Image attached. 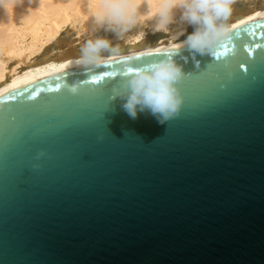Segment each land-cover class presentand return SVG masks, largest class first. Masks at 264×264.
Listing matches in <instances>:
<instances>
[{"label":"water","instance_id":"obj_1","mask_svg":"<svg viewBox=\"0 0 264 264\" xmlns=\"http://www.w3.org/2000/svg\"><path fill=\"white\" fill-rule=\"evenodd\" d=\"M132 55L0 102V264H264V15L211 53ZM165 55L180 114L130 118L121 67Z\"/></svg>","mask_w":264,"mask_h":264},{"label":"clouds","instance_id":"obj_2","mask_svg":"<svg viewBox=\"0 0 264 264\" xmlns=\"http://www.w3.org/2000/svg\"><path fill=\"white\" fill-rule=\"evenodd\" d=\"M232 3L233 0H159L153 6L147 0L143 4L138 0H103L91 10L94 38L80 46L75 63L95 67L116 56L125 64L134 62L136 57L124 55L119 41L143 21L142 8L151 9L147 17L153 21L149 27L151 32L168 33L172 29L173 37L179 40L187 26H192L194 30L179 40L178 47H187L201 55L211 53L231 39L234 25L228 21L233 14ZM101 30L112 33L117 43L106 35H99ZM128 68L131 71L113 89L110 101L118 98L121 109L132 119L148 113L163 124L180 114L184 96L177 82L184 77V66L174 56L165 55L135 70Z\"/></svg>","mask_w":264,"mask_h":264},{"label":"bare ground","instance_id":"obj_3","mask_svg":"<svg viewBox=\"0 0 264 264\" xmlns=\"http://www.w3.org/2000/svg\"><path fill=\"white\" fill-rule=\"evenodd\" d=\"M101 3L103 0H0V102L7 95L50 73L80 67L68 59L37 63L33 60L39 52L55 43L69 22ZM157 3L159 0L153 6ZM141 11L144 16H148L151 9L145 11L142 8ZM238 20L240 22L233 29L254 19L241 17ZM26 37L31 38L30 45L26 44ZM142 41L143 36H137L133 44L138 47ZM160 49L164 48L124 51L123 54ZM115 58L119 56L108 57L106 60Z\"/></svg>","mask_w":264,"mask_h":264},{"label":"rangeland","instance_id":"obj_4","mask_svg":"<svg viewBox=\"0 0 264 264\" xmlns=\"http://www.w3.org/2000/svg\"><path fill=\"white\" fill-rule=\"evenodd\" d=\"M157 0H147L148 3L154 5ZM141 4L144 0H138ZM95 5L93 8H95ZM91 8V10L93 9ZM233 14L229 24L236 26L240 22L239 18L243 19H255L264 15V0H233L232 3ZM91 10L78 19L69 22L68 27L61 32L58 39L49 47H46L39 52L34 58V63L40 61H47L54 59L56 61L72 60L76 61L79 53L80 46L88 39H93L94 35L91 31ZM148 16H144L143 21L133 29L125 39L119 41L121 49L124 51H136V50H152L158 48H165L172 45L179 44V40L182 41L186 38V35L191 33L194 29L192 26H187V31L184 35L179 37V40L173 37V30L170 29L168 33L156 32L153 33L150 30V25L153 21H150ZM143 33H146L144 36ZM99 35L107 36L113 43H117L112 33L105 34L102 30ZM143 36V43L141 42L138 47L133 44L135 37ZM26 44L30 45L31 38L26 37ZM131 44V45H130ZM71 53V54H70ZM107 53H105L106 55Z\"/></svg>","mask_w":264,"mask_h":264},{"label":"snow or ice","instance_id":"obj_5","mask_svg":"<svg viewBox=\"0 0 264 264\" xmlns=\"http://www.w3.org/2000/svg\"><path fill=\"white\" fill-rule=\"evenodd\" d=\"M235 27V26H234ZM237 35H239L238 33H237ZM143 55H148V56H150L151 55V53H144ZM121 72H124L125 74H127L129 71H131V69H129V68H127L126 69V72H125V69L123 68V67H121ZM114 74V73H113ZM113 83H115V82H113Z\"/></svg>","mask_w":264,"mask_h":264}]
</instances>
